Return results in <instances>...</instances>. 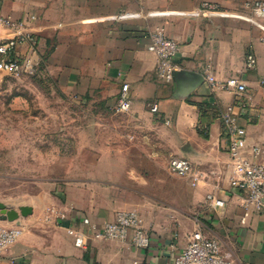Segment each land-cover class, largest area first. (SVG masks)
<instances>
[{"label": "crops", "instance_id": "crops-1", "mask_svg": "<svg viewBox=\"0 0 264 264\" xmlns=\"http://www.w3.org/2000/svg\"><path fill=\"white\" fill-rule=\"evenodd\" d=\"M206 1L217 3L220 12L197 15ZM252 1L0 0L2 15L37 16L28 28L38 37L42 59L34 75L17 78L0 71V137L13 141L0 143V155L14 156L13 179L35 189L0 200L33 209L18 221L1 220L23 233L0 264H171L197 231L217 238L233 264H264V211L232 183L236 163L222 115L236 102L235 94L222 87L212 90L205 80L179 97L174 82L158 79L157 55L148 50L150 33L163 27L181 42L176 63L190 80L205 78L209 61L219 81L242 79L248 101V111L238 120L244 155L264 162V30L225 14L255 17L247 6ZM124 11L139 16L114 18ZM11 35L10 29H0V39ZM19 51L27 53V45ZM250 53L257 58L254 67L247 65ZM38 76L82 107L74 133L63 130L53 139L37 131V116L22 122L21 99L27 88L33 90L24 83ZM125 83L131 109L122 120L106 119ZM151 102L159 111L151 110ZM7 109L19 120L8 134L6 125L16 117H7ZM174 157L189 159L198 180L172 172ZM210 194L225 205L214 206ZM128 209L142 215L149 247L95 231L94 226ZM72 229L85 235L82 247L75 244Z\"/></svg>", "mask_w": 264, "mask_h": 264}, {"label": "built area", "instance_id": "built-area-1", "mask_svg": "<svg viewBox=\"0 0 264 264\" xmlns=\"http://www.w3.org/2000/svg\"><path fill=\"white\" fill-rule=\"evenodd\" d=\"M247 6L255 13V17L247 16L241 12H225L230 17L244 18L253 21L264 30V1L255 0L248 2ZM220 12L217 3L206 1L201 4L197 15H211ZM139 16V13L124 11L115 19H124ZM36 15H31L29 20H36ZM29 20H17L10 16L0 14V29L8 28L12 35L0 39V71L20 78L24 75H34L41 66L42 59L38 54L39 40L36 34L28 28ZM21 45H27V53L19 51ZM181 42L169 36L163 27L150 33L148 50L157 55L156 72L162 83H172L175 71L179 70L176 63L181 51ZM257 62L255 54L247 56V65L254 67ZM205 80L208 86L215 90L217 87L226 88L236 96V102L230 105L222 118L224 129L231 138V154L236 163L233 185L248 192V202L256 204L264 211V162L251 160L244 155V142L241 135V125L238 120L242 113L248 111L247 84L238 76H232L224 81H219L213 73V64L209 61L204 67ZM129 84L123 85L118 103L117 112H127L131 109L132 101L128 94ZM153 112L159 111L157 102L149 103ZM256 154L260 153V147L253 148ZM172 172L186 176L193 174L194 180H198L199 174L193 173L191 161L186 157H174L171 160ZM214 206L223 207L225 200L214 194L208 196ZM87 222H89L87 220ZM95 231L108 239H117L130 242L137 248H147L151 243L150 235L145 227L142 215L135 209L120 210L115 218L105 222L102 226H94ZM75 244L83 246L85 235L76 229L71 230ZM23 230L20 227H8L0 220V258L5 251L14 245ZM171 264H233L229 254L225 253L221 242L217 238L208 237L202 231L193 234L186 247L174 258Z\"/></svg>", "mask_w": 264, "mask_h": 264}, {"label": "rangeland", "instance_id": "rangeland-1", "mask_svg": "<svg viewBox=\"0 0 264 264\" xmlns=\"http://www.w3.org/2000/svg\"><path fill=\"white\" fill-rule=\"evenodd\" d=\"M28 87L27 95L23 96L21 99V115L22 122H25L30 115L37 116L36 119V129L38 132H48L51 135L50 137L55 139L56 135L61 133V131H67L74 133L78 124V115L83 110L80 105L73 103V101H68L60 97L58 93L53 92L49 85H52L51 82H48L46 78L38 76L35 79H28L24 83ZM32 95L31 106L29 105V96ZM123 112H117L115 109L113 112L108 113L106 119H115L122 120L121 117ZM18 115H14L11 109H7V117L13 119L16 117L15 123H7L6 133H11L14 130V127H17ZM30 127H27V130ZM34 130V128H32ZM49 137V139H50ZM50 139V140H53ZM56 141V140H54ZM53 141V142H54ZM0 143L7 146V144H12L13 141L6 138V136L0 137ZM71 145V143H70ZM14 156L12 155H0V200H11L15 194L19 192H31L35 189H31L29 186H21L19 183H16L13 179L16 174L13 170V160Z\"/></svg>", "mask_w": 264, "mask_h": 264}, {"label": "water", "instance_id": "water-1", "mask_svg": "<svg viewBox=\"0 0 264 264\" xmlns=\"http://www.w3.org/2000/svg\"><path fill=\"white\" fill-rule=\"evenodd\" d=\"M187 71H175L174 85L176 95L186 97L195 91L201 83L205 81L204 77L200 79L190 80ZM33 209L30 206L22 205L19 208L12 207L7 203L0 201V220L2 221H18L21 217H26L31 214Z\"/></svg>", "mask_w": 264, "mask_h": 264}]
</instances>
